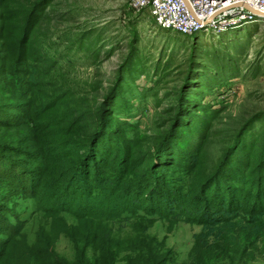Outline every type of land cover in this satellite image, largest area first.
Here are the masks:
<instances>
[{
	"label": "trees",
	"instance_id": "16d2710c",
	"mask_svg": "<svg viewBox=\"0 0 264 264\" xmlns=\"http://www.w3.org/2000/svg\"><path fill=\"white\" fill-rule=\"evenodd\" d=\"M29 50L19 39L16 55L1 65L0 264H172L171 250L150 233L157 222L201 228L186 264H218L223 251L252 258L244 254L247 245L264 247V110L244 120L216 163L195 178L198 149L210 129V117L196 113L195 89L177 99L167 129L144 148L145 157H136L117 146L127 124L109 108L122 97L121 79L100 102L93 86L94 107L82 111L90 117H72L80 106L66 101L64 87L47 85L40 72L27 73L40 61ZM38 86L64 99L47 102L34 91ZM255 119L259 141L251 144ZM196 120L197 128L181 136ZM173 171L185 174L189 193L172 186ZM22 203L23 212L16 209ZM34 217L41 220L30 238L26 225ZM62 238L72 258L56 251Z\"/></svg>",
	"mask_w": 264,
	"mask_h": 264
},
{
	"label": "rangeland",
	"instance_id": "374dc122",
	"mask_svg": "<svg viewBox=\"0 0 264 264\" xmlns=\"http://www.w3.org/2000/svg\"><path fill=\"white\" fill-rule=\"evenodd\" d=\"M19 39H23L26 50L30 48L33 60L40 59L27 73L40 72L47 85L64 87L66 101L80 106L72 111V117H90L82 111L94 107L93 86L99 89L100 102L106 90L121 79L122 97L116 96L109 108L114 119L127 124L117 146L136 157H145L144 148L167 129L177 99L189 88L195 89L200 100L196 113L210 117L206 120L210 126L206 142L198 149L195 178L216 163L244 120L264 110V26L259 21L218 33L211 29L187 36L161 28L147 9H133L130 0H0V73L4 72L3 61L16 55ZM35 89L47 102L64 99L45 86ZM200 122H191L181 136ZM249 128L253 132L251 144L258 142L260 121L255 119ZM202 130L204 133L205 128ZM198 138L197 133L194 144ZM171 173L167 176L172 186L189 193L185 174ZM24 205L16 209L23 212ZM30 211L23 215L28 216ZM31 218L26 225L30 238L41 220ZM200 230L185 222L172 227L157 222L150 233L171 250L172 264H186ZM258 246L259 250L246 246L244 254L251 252L252 258H246L251 254L242 258L243 252L235 255L223 251L224 258L218 264H229L230 260L234 264H264V247ZM55 248L72 258L66 239L62 238ZM116 264L126 262L119 260Z\"/></svg>",
	"mask_w": 264,
	"mask_h": 264
},
{
	"label": "built area",
	"instance_id": "2783aa9c",
	"mask_svg": "<svg viewBox=\"0 0 264 264\" xmlns=\"http://www.w3.org/2000/svg\"><path fill=\"white\" fill-rule=\"evenodd\" d=\"M130 6L147 9L158 26L187 36L257 21L264 26V0H130Z\"/></svg>",
	"mask_w": 264,
	"mask_h": 264
}]
</instances>
